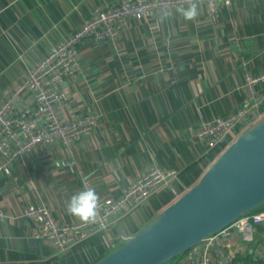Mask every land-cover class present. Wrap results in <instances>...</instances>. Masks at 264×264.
Here are the masks:
<instances>
[{
	"label": "crops",
	"instance_id": "crops-1",
	"mask_svg": "<svg viewBox=\"0 0 264 264\" xmlns=\"http://www.w3.org/2000/svg\"><path fill=\"white\" fill-rule=\"evenodd\" d=\"M115 2L0 0V101L95 8ZM196 3L194 21L184 20L176 11L181 7H175L167 19L159 13L129 17L114 41L90 38L79 44L81 72L60 83L67 97L59 116L93 114L97 122L69 144L57 139L36 146L19 155L9 173L0 172V207L13 217L0 220V264L95 262L112 248L105 232L59 249L35 237L37 223L24 217L23 209L44 203L58 221L76 222L66 204L84 189L81 177L100 199L116 198L151 167L176 169L170 185L123 212L108 231L127 236L174 199L172 186L181 193L192 185L229 142L208 151L196 130L241 105L246 72L264 73V0H219L213 13L204 2ZM66 158L72 169L55 166ZM263 240L264 223L251 244L223 239L216 264H243L247 255L252 261L254 252L264 249Z\"/></svg>",
	"mask_w": 264,
	"mask_h": 264
},
{
	"label": "built area",
	"instance_id": "built-area-1",
	"mask_svg": "<svg viewBox=\"0 0 264 264\" xmlns=\"http://www.w3.org/2000/svg\"><path fill=\"white\" fill-rule=\"evenodd\" d=\"M219 0H196L204 2L211 13L218 9ZM229 4L230 0H222ZM190 0H116L107 7L95 8L80 26L64 40L54 44L49 51L29 67L21 83L15 85L0 101V172L9 173L16 158L40 145H50L55 140L69 144L97 122V116L86 114L73 119H61L59 107L66 93L59 88L64 78L74 79L81 72L79 44L86 39L94 41L116 40L127 25L129 17L146 19L154 13H170L175 7L189 5ZM245 97L240 106L222 117L202 122L196 136L208 151L216 150L229 136L255 121L264 112V73H245ZM57 168H73L69 159L55 161ZM177 170L154 166L125 187L116 198L100 199L97 219L92 223H66L53 217L44 204L28 205L23 216L37 223L35 237L43 239L59 249H68L78 241L88 238L96 231L105 232L111 247L126 236L108 233L118 217L130 207L141 204L155 194L161 186L170 185ZM84 189L91 188L81 177ZM174 197L179 193L172 186ZM12 220L0 207V220ZM264 223V207L241 215L226 227L208 236L180 255L183 264H216L215 253L223 239L237 238L239 244L255 241L257 227ZM264 241V240H263ZM254 252L251 263L262 264L264 249ZM230 261V255L225 257Z\"/></svg>",
	"mask_w": 264,
	"mask_h": 264
},
{
	"label": "water",
	"instance_id": "water-1",
	"mask_svg": "<svg viewBox=\"0 0 264 264\" xmlns=\"http://www.w3.org/2000/svg\"><path fill=\"white\" fill-rule=\"evenodd\" d=\"M264 207V112L198 179L91 264H164L235 219Z\"/></svg>",
	"mask_w": 264,
	"mask_h": 264
},
{
	"label": "clouds",
	"instance_id": "clouds-1",
	"mask_svg": "<svg viewBox=\"0 0 264 264\" xmlns=\"http://www.w3.org/2000/svg\"><path fill=\"white\" fill-rule=\"evenodd\" d=\"M184 20L194 21L199 15L196 0H190L187 8L181 7L176 10ZM163 19L168 18V13L162 14ZM163 19H158L163 22ZM100 207V197L94 188H85L73 194L66 204V212L82 223H92L97 219Z\"/></svg>",
	"mask_w": 264,
	"mask_h": 264
},
{
	"label": "trees",
	"instance_id": "trees-1",
	"mask_svg": "<svg viewBox=\"0 0 264 264\" xmlns=\"http://www.w3.org/2000/svg\"><path fill=\"white\" fill-rule=\"evenodd\" d=\"M179 258H180V255L169 259L164 264H179ZM241 260H242L243 264L251 263V259H250L249 255L242 257ZM261 263L264 264V262H261Z\"/></svg>",
	"mask_w": 264,
	"mask_h": 264
},
{
	"label": "rangeland",
	"instance_id": "rangeland-1",
	"mask_svg": "<svg viewBox=\"0 0 264 264\" xmlns=\"http://www.w3.org/2000/svg\"><path fill=\"white\" fill-rule=\"evenodd\" d=\"M226 138H229V136H227ZM226 138H225V139H226Z\"/></svg>",
	"mask_w": 264,
	"mask_h": 264
}]
</instances>
